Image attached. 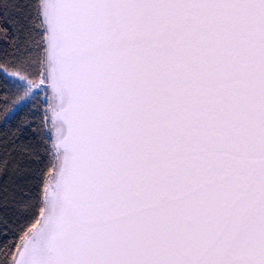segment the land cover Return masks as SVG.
I'll use <instances>...</instances> for the list:
<instances>
[{
  "label": "snow or ice",
  "instance_id": "1",
  "mask_svg": "<svg viewBox=\"0 0 264 264\" xmlns=\"http://www.w3.org/2000/svg\"><path fill=\"white\" fill-rule=\"evenodd\" d=\"M0 41V264H264V0H0Z\"/></svg>",
  "mask_w": 264,
  "mask_h": 264
},
{
  "label": "trees",
  "instance_id": "2",
  "mask_svg": "<svg viewBox=\"0 0 264 264\" xmlns=\"http://www.w3.org/2000/svg\"><path fill=\"white\" fill-rule=\"evenodd\" d=\"M11 12V17L20 21V23H25L24 14L16 11L9 10ZM3 46V41H0V47ZM7 127H11V122L8 126H4L2 122H0V131L6 130Z\"/></svg>",
  "mask_w": 264,
  "mask_h": 264
}]
</instances>
